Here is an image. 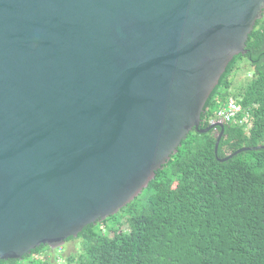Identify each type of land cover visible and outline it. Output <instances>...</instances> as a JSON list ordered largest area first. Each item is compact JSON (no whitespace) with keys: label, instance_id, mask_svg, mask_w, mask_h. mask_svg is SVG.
I'll list each match as a JSON object with an SVG mask.
<instances>
[{"label":"water","instance_id":"obj_1","mask_svg":"<svg viewBox=\"0 0 264 264\" xmlns=\"http://www.w3.org/2000/svg\"><path fill=\"white\" fill-rule=\"evenodd\" d=\"M263 13L264 0H0V259L117 213L192 129L219 127L217 154L224 123L200 116Z\"/></svg>","mask_w":264,"mask_h":264},{"label":"trees","instance_id":"obj_2","mask_svg":"<svg viewBox=\"0 0 264 264\" xmlns=\"http://www.w3.org/2000/svg\"><path fill=\"white\" fill-rule=\"evenodd\" d=\"M245 49L228 63L200 116L205 128L229 97L240 106L224 123L217 154L220 128L192 129L139 195L65 240L83 238L82 252L68 255L67 264H264V148L227 157L264 144V16ZM243 58L251 73L234 85ZM45 249L0 264H50L35 257Z\"/></svg>","mask_w":264,"mask_h":264},{"label":"rangeland","instance_id":"obj_3","mask_svg":"<svg viewBox=\"0 0 264 264\" xmlns=\"http://www.w3.org/2000/svg\"><path fill=\"white\" fill-rule=\"evenodd\" d=\"M239 68L237 69L233 84H245L247 76L251 73L249 64L245 58H243L239 63ZM122 212H120L121 214ZM123 229H128L125 224ZM83 238L77 237L69 241H65L61 247L45 249L39 254H36V259L39 261L47 260L50 264H67L66 257L70 254L77 255L82 252Z\"/></svg>","mask_w":264,"mask_h":264},{"label":"built area","instance_id":"obj_4","mask_svg":"<svg viewBox=\"0 0 264 264\" xmlns=\"http://www.w3.org/2000/svg\"><path fill=\"white\" fill-rule=\"evenodd\" d=\"M239 110L240 108L237 102L234 99L229 98L227 102L217 110L216 119L212 120L211 122H232L235 120L234 118L236 117Z\"/></svg>","mask_w":264,"mask_h":264},{"label":"clouds","instance_id":"obj_5","mask_svg":"<svg viewBox=\"0 0 264 264\" xmlns=\"http://www.w3.org/2000/svg\"><path fill=\"white\" fill-rule=\"evenodd\" d=\"M263 16H264V13H263ZM263 16H262V17H263ZM229 98H232V97H229ZM232 99H233V98H232ZM234 100H235V99H234ZM235 101H236V100H235ZM226 102H227V101H226ZM226 102H225V103H226ZM236 102H237V101H236ZM225 103H224V104H225ZM237 104H238V103H237ZM222 106H223V105H222ZM222 106H221V107H222ZM239 108H240V106H239ZM239 112H240V110H239ZM239 112H238V113H239ZM216 113H217V112H216ZM214 119H216V117H215ZM214 119H212V120H214ZM212 120H211V121H212ZM211 121H210V123L216 122V121H213V122H211ZM220 122H222V121H220ZM210 123H209V124H210ZM222 123H225V122H222Z\"/></svg>","mask_w":264,"mask_h":264}]
</instances>
